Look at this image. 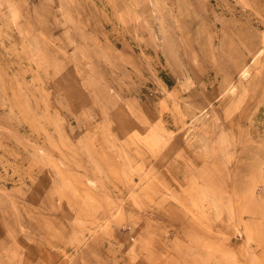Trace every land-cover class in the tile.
<instances>
[{
	"label": "rangeland",
	"instance_id": "rangeland-1",
	"mask_svg": "<svg viewBox=\"0 0 264 264\" xmlns=\"http://www.w3.org/2000/svg\"><path fill=\"white\" fill-rule=\"evenodd\" d=\"M0 264H264V0H0Z\"/></svg>",
	"mask_w": 264,
	"mask_h": 264
}]
</instances>
